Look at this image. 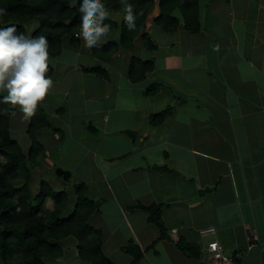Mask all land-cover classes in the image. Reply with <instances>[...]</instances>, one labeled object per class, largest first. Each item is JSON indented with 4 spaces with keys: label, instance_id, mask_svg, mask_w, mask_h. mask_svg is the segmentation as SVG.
<instances>
[{
    "label": "crops",
    "instance_id": "obj_1",
    "mask_svg": "<svg viewBox=\"0 0 264 264\" xmlns=\"http://www.w3.org/2000/svg\"><path fill=\"white\" fill-rule=\"evenodd\" d=\"M159 14L156 1L141 29L154 49L136 37L132 50L120 46L102 60L78 32V45L67 36L50 55L54 85L41 102L50 126L38 134L46 157L28 164L31 175L53 165L70 171L73 186H86L96 207L88 224L100 230L112 264H132L124 250L130 242L142 251L140 264H215L206 250L214 239L226 254H239V264H264V0H198L197 33L185 29L178 11L177 29L164 31L154 22ZM112 18L119 22L121 14ZM37 26L27 22L24 34ZM119 39L114 30L108 42ZM132 58L153 62L139 82L128 77ZM93 68L106 76L86 71ZM152 85L156 93L147 95ZM9 107L10 136L27 155L29 120ZM168 107L163 123L152 126L149 118ZM54 174L47 181L68 192V215L73 186ZM152 204L161 207V239L148 212L134 207ZM252 227L257 240L249 247ZM177 241L197 255L183 253ZM61 244L54 264H90L74 238Z\"/></svg>",
    "mask_w": 264,
    "mask_h": 264
},
{
    "label": "trees",
    "instance_id": "obj_2",
    "mask_svg": "<svg viewBox=\"0 0 264 264\" xmlns=\"http://www.w3.org/2000/svg\"><path fill=\"white\" fill-rule=\"evenodd\" d=\"M158 1L160 14L154 22L164 31L177 29L180 19L174 15L178 11L185 29L197 33L200 29L198 18V0H131L137 15L136 28L129 31L123 21V6L119 0H105L110 13L108 23L112 25L111 32L119 31V43L110 41L105 45L92 48L95 56L107 60L121 46L132 50L134 40L140 37L144 46L154 49L147 33L142 27L148 13ZM0 7L8 10V15L0 20V26L15 24L24 34V25L36 20L38 26L32 35H42L50 41V55H57L62 50L63 39L70 37L73 45H78L80 39L75 34L80 31L78 17L80 10L76 0H0ZM113 13L121 14V20L112 18ZM153 69L151 60L142 61L132 58L128 68V77L132 82L143 80ZM104 78L103 69H86ZM52 74L50 65L49 75ZM157 86L152 85L146 90L147 95L156 93ZM14 112L8 104H0V264H54V260L63 254L61 241L72 237L77 243L79 257L90 264H112L102 251L101 232L88 224L89 216L96 210L94 203L86 197V186H73L76 196L73 210L64 215L69 204V194L65 189L54 191L49 183L41 179L38 191H31V171L28 163L36 164L38 159L45 158L38 134L47 130L50 119L40 103L38 110L30 120L26 133L31 141L27 155L21 146L11 138L9 118ZM170 113V108L152 115L149 122L152 126L163 123ZM52 203L46 207V200ZM149 214V221L159 229L158 239L166 236L161 223V207L155 204L136 205ZM178 248L190 256L197 255L194 247L182 241H177ZM124 250L132 256V264H140L141 249L130 242Z\"/></svg>",
    "mask_w": 264,
    "mask_h": 264
},
{
    "label": "clouds",
    "instance_id": "obj_3",
    "mask_svg": "<svg viewBox=\"0 0 264 264\" xmlns=\"http://www.w3.org/2000/svg\"><path fill=\"white\" fill-rule=\"evenodd\" d=\"M80 10L79 33L89 49L108 42L112 25L105 0H76ZM129 31L136 28L137 15L131 0H119ZM8 15L0 7V20ZM51 44L42 35H25L17 25L0 26V104L18 106L24 120L35 116L54 85L50 72Z\"/></svg>",
    "mask_w": 264,
    "mask_h": 264
},
{
    "label": "built area",
    "instance_id": "obj_4",
    "mask_svg": "<svg viewBox=\"0 0 264 264\" xmlns=\"http://www.w3.org/2000/svg\"><path fill=\"white\" fill-rule=\"evenodd\" d=\"M249 247L257 240L256 229L254 227L246 229ZM206 250L210 253V258L215 264H239L241 256L239 254L228 255L224 252L223 246L217 240H210L206 245Z\"/></svg>",
    "mask_w": 264,
    "mask_h": 264
},
{
    "label": "rangeland",
    "instance_id": "obj_5",
    "mask_svg": "<svg viewBox=\"0 0 264 264\" xmlns=\"http://www.w3.org/2000/svg\"><path fill=\"white\" fill-rule=\"evenodd\" d=\"M17 127H18V125H16V127H14V129H13V136L15 137V136H18L17 135V133H18V130H17ZM26 135H27V133H26ZM12 136V135H11ZM27 137H28V135H27ZM15 139V138H14ZM28 139H29V137H28ZM16 140V139H15ZM18 141V143H19V145L21 146V147H23L24 146V143H23V141L21 140V139H17ZM30 140V139H29ZM31 142V141H30ZM29 149V148H28ZM27 149V150H28ZM26 150V149H25ZM49 150V152H50V154H49V156L51 155V157H55L56 155L54 154V153H56L55 151H50V149H48ZM54 152V153H53ZM29 164V166H31V164L30 163H28ZM58 167H54L53 165H51L50 166V168H47V170L45 169V171H44V169H41L40 171L39 170H35L34 172H32V179H31V185H30V188H31V191L33 192V191H35V192H37L38 191V188H39V183H40V180L41 179H44V180H48L51 176H54L55 174V170L57 169ZM48 182V181H47ZM63 184H65L67 187H69L70 189L72 188V184H73V180L72 179H70L69 181H66V182H64L63 181ZM45 204H46V206H49L50 204H51V202H50V200H46V202H45Z\"/></svg>",
    "mask_w": 264,
    "mask_h": 264
},
{
    "label": "water",
    "instance_id": "obj_6",
    "mask_svg": "<svg viewBox=\"0 0 264 264\" xmlns=\"http://www.w3.org/2000/svg\"><path fill=\"white\" fill-rule=\"evenodd\" d=\"M55 173L57 175L61 176L62 179L65 181H68L70 178V175H71L70 171L64 170V169L59 168V167L55 170Z\"/></svg>",
    "mask_w": 264,
    "mask_h": 264
}]
</instances>
